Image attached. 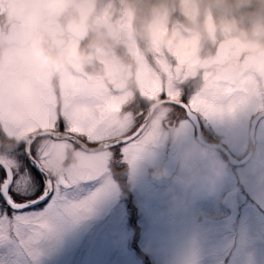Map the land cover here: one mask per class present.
<instances>
[{
    "label": "clouds",
    "instance_id": "1",
    "mask_svg": "<svg viewBox=\"0 0 264 264\" xmlns=\"http://www.w3.org/2000/svg\"><path fill=\"white\" fill-rule=\"evenodd\" d=\"M73 75L82 81L88 118L117 138L159 133L167 124L171 108L153 91L157 79L165 87L192 84V96L215 116L258 110L264 0H0V156L45 129L49 111L69 99ZM62 151L61 169L93 165L74 146ZM177 163L172 179L185 188L212 190L225 171L197 143ZM254 171L264 182V161ZM168 175L165 168L152 172ZM201 247L200 236L189 237L173 264H199Z\"/></svg>",
    "mask_w": 264,
    "mask_h": 264
},
{
    "label": "rangeland",
    "instance_id": "2",
    "mask_svg": "<svg viewBox=\"0 0 264 264\" xmlns=\"http://www.w3.org/2000/svg\"><path fill=\"white\" fill-rule=\"evenodd\" d=\"M193 91L192 84L184 85L186 97ZM181 112L170 110L178 121L174 125L168 116L172 133L162 127L132 163L120 153L128 167L127 184L135 209L125 210L128 197L111 182V191L93 213L65 232L39 264H173L177 251L193 235L201 237L199 264H264V182L257 181L254 171L264 161V115L255 125L247 162L236 165L215 145L206 147L225 166L222 178L208 190L199 184L185 188L173 179L150 176L163 167L170 153L179 156L189 145L198 144ZM196 115L210 132L211 144H221L237 161L247 157L252 144L249 121L257 115ZM177 171L178 164L174 175ZM98 186L99 182L88 190Z\"/></svg>",
    "mask_w": 264,
    "mask_h": 264
},
{
    "label": "snow or ice",
    "instance_id": "3",
    "mask_svg": "<svg viewBox=\"0 0 264 264\" xmlns=\"http://www.w3.org/2000/svg\"><path fill=\"white\" fill-rule=\"evenodd\" d=\"M69 80V99L60 111H49L45 129L26 137L14 153L0 156V264H39L111 191L108 164L113 155L121 153L132 163L158 134L140 129L117 138L97 129L82 103L81 79L73 75ZM183 87H165L157 79L153 91L171 109L215 116L200 106L199 98L186 97ZM262 113L264 105L241 110L249 116ZM85 141L98 146L89 147ZM68 146L80 149L78 155L88 153L93 165L59 168L56 161L63 159L62 149ZM97 182L99 186L89 191Z\"/></svg>",
    "mask_w": 264,
    "mask_h": 264
},
{
    "label": "flooded vegetation",
    "instance_id": "4",
    "mask_svg": "<svg viewBox=\"0 0 264 264\" xmlns=\"http://www.w3.org/2000/svg\"><path fill=\"white\" fill-rule=\"evenodd\" d=\"M184 94L186 96L187 92L184 93ZM181 113L182 114H180V115L182 116V118L185 117V120L189 124H191L190 121L186 118L185 112L182 111ZM169 116L173 120L172 123L175 122L176 125H177V122L178 121L176 119V116L175 115H172V114H169ZM199 123H200V128H201V131H202L203 138L205 140H207V141H211L212 138L210 136V132L207 131L206 126L203 125L201 121H199ZM191 126L193 127L192 124H191ZM164 127L166 129H170L169 131H171V133L174 130L173 124H172V126H170L168 124V122H167V124ZM193 132H194V127H193ZM85 142H87V141H85ZM108 168H109V172H108L109 173V179H110V181L112 183H115L116 182V184H117V190L118 191L121 190L122 192H125L126 195L128 194L129 191L131 192V190L129 189L128 184H127V182H128L127 181V177H128V167H127V165H125V162L123 161L122 155L120 153H116V154L113 155V157L111 159V162L108 164ZM161 168H162V166H161ZM150 176H152V174H150ZM172 176H170V177H164V178L165 179H168V178H171ZM122 181H123L124 184L122 183ZM120 183L122 185L121 187H120ZM124 208H125V210H128L126 203L124 204Z\"/></svg>",
    "mask_w": 264,
    "mask_h": 264
},
{
    "label": "water",
    "instance_id": "5",
    "mask_svg": "<svg viewBox=\"0 0 264 264\" xmlns=\"http://www.w3.org/2000/svg\"><path fill=\"white\" fill-rule=\"evenodd\" d=\"M186 111V110H185ZM186 114L188 116V118L194 123L195 127H196V133H197V138H198V133H199V126H198V122H197V119H196V116L194 114H190L186 111ZM261 115H257L255 116L253 119H251L250 121V126H249V138H250V141H252V144L251 146L249 147V152H248V155L247 157L242 160V161H237L235 160L229 153H227V151L221 147L220 145L218 144H209V143H204L202 142L204 145L208 146V147H212V145H215V147L219 150H222L226 153L227 157H228V160L231 162V163H234L236 165L238 164H242L244 162H246L248 156L250 155L251 151H252V147H253V141H254V129H255V125L257 123V120L259 119ZM176 163V156H172L170 158L169 161L166 162L165 166L167 168L168 171H170L171 167L173 169L174 165Z\"/></svg>",
    "mask_w": 264,
    "mask_h": 264
}]
</instances>
